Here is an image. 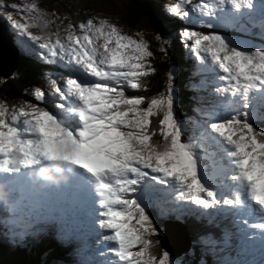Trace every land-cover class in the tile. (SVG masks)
Segmentation results:
<instances>
[{"label": "snow or ice", "instance_id": "obj_1", "mask_svg": "<svg viewBox=\"0 0 264 264\" xmlns=\"http://www.w3.org/2000/svg\"><path fill=\"white\" fill-rule=\"evenodd\" d=\"M165 15L169 21L187 22L179 37L200 66L197 74H213V79H202L191 88L199 91L213 83L214 93L223 98L194 109L204 123L189 118L199 133L194 127L187 140L188 121L177 117L179 98L171 71L157 95L129 94L147 91V81L158 71L143 32L128 34L109 18L95 16L67 24L65 35L57 32L53 39L32 29L54 24L55 12L45 11L37 0L11 5L0 0V16L14 36L36 45L44 63L59 61L81 77L62 76L61 85L49 76L50 92L35 87L26 93L39 103L10 106L0 100V171L12 174L17 165L27 170L63 158L92 173L102 209L95 229L109 233L103 241L114 245L108 248L115 258L112 264H184L183 258L170 257L162 241L184 228L189 217L220 228L218 217L231 214L234 224L242 222L264 233V127L255 124L264 123V0H176L165 7ZM248 24L259 28L255 39L246 38L253 35ZM220 30L241 35L229 39ZM155 39L166 57L168 41L163 35ZM22 43L17 40L16 46ZM245 209L257 214L259 222L239 220ZM44 217L62 247L79 242V237L63 232L54 215ZM48 235V226L35 217L4 239L10 246L29 248ZM233 236L227 227L221 228L219 238L206 232L184 255L194 257L199 246V264H208L207 256L213 264H256L238 258L247 251L242 237H237V257L218 255L232 248Z\"/></svg>", "mask_w": 264, "mask_h": 264}, {"label": "trees", "instance_id": "obj_2", "mask_svg": "<svg viewBox=\"0 0 264 264\" xmlns=\"http://www.w3.org/2000/svg\"><path fill=\"white\" fill-rule=\"evenodd\" d=\"M122 8L123 15L121 20L127 29L132 30L136 29L139 25H146L152 32H156L157 35H163L164 39L168 41L166 44L167 56L165 57L158 51V48L157 50L152 48V45L157 46L155 38L148 40L151 45V50L155 54L153 64L158 71L147 81L148 90L146 94L157 95L164 91L167 73L171 71L174 76L175 93L179 96L177 112L185 113L191 111L194 106L195 95L191 94V103L186 100V98L190 99L184 93L189 88L185 80L187 63L184 60L182 47L175 31V27L178 26V20L169 21L160 9L151 6L145 0H124ZM1 41L5 42L2 35H0ZM14 61L10 69L11 71H8L9 74L7 72L5 75L2 73L3 71H0V99L16 100L25 98L30 96L26 93H31L35 87H42L43 85L42 66L33 57L18 56ZM183 229V231H172L170 233H174L177 236L184 233L188 237L192 229H188L187 227ZM2 244L0 243V264H51L48 258L50 256H54V258L58 256V250H53L49 242L47 245L41 242L35 246H31L30 249H21L18 247L6 249ZM39 250L40 252L36 256ZM199 254L196 253V255ZM184 264L192 263L187 261Z\"/></svg>", "mask_w": 264, "mask_h": 264}, {"label": "rangeland", "instance_id": "obj_3", "mask_svg": "<svg viewBox=\"0 0 264 264\" xmlns=\"http://www.w3.org/2000/svg\"><path fill=\"white\" fill-rule=\"evenodd\" d=\"M145 1L149 2L151 6L160 9V11L162 12V10L165 11V7L167 5H170L173 1H176V0H145ZM20 2L21 0H4V3L7 5L17 4ZM123 2L124 0H37V3L42 7V9H44L45 11L49 13L55 12L57 14V18H56V22L54 24L49 25L47 28L41 25L40 28H34L32 29V31L34 33L43 32L42 35H45V33H48L54 38H55L54 34L59 32L60 35L63 37L65 35L64 28L67 26V24L69 23L78 24L82 22L83 20H87L95 16H100V17L109 18L113 23H116L118 26L122 27L123 30L127 32L128 34H134L135 32H143L145 39L147 40L154 39L157 36V33L152 32L150 28L146 25H143V26L139 25L136 29H132V30L127 29L126 26L123 25V22L121 20L122 15H123L122 14ZM8 10L11 11V9H8ZM14 15L16 16L17 19H20L18 14L14 13ZM7 23L8 22L3 18V16H0V35H2L3 24H7ZM11 44L15 48V44L13 43ZM5 47H6V43L4 41H1L0 42V52L2 53H0V61L1 59H3L7 64L6 69L2 72L3 74L7 73L13 65V63L9 61L8 56H11V59L13 62L14 60L17 59L16 52L14 53V50L12 48H10L9 52H5ZM158 47H159L158 42H157V46L152 45V48L154 50H157ZM13 56H14V60H13ZM143 93H145V91ZM157 126H158V120L157 118L154 117L153 127H157ZM155 139H160V137L157 136ZM170 234L171 235H169V237L165 240V245L163 247L169 251L170 257H174V260L179 261L181 258H183L184 260L185 252L189 248L192 247L189 241L190 239L189 236L191 234L188 236L189 247L187 250L183 251L181 254H174V253H179V251L186 245L185 244L186 242H184L182 237L180 236L176 237L174 233H170ZM45 240H49V237L45 238ZM4 241L7 242L6 239H4ZM168 242H170L171 245ZM54 244L58 245L59 251L57 252V254L60 255L62 246L58 244L57 242H55ZM2 246L6 249L13 247V246L6 245V244H2ZM170 247H172L174 253L172 252ZM18 248H21V247H18ZM30 248H31V245L28 249ZM21 249H26V248H21ZM39 252L40 250L36 253V256L39 254ZM75 253L80 258L81 251L75 250ZM196 253H200V254L195 255L194 257L188 256L189 261L192 264H199V260L201 258L200 249ZM234 255L237 256V253L232 254V257ZM238 258L242 262L244 261L241 256H239ZM48 260L51 264H54L55 262L54 256H50Z\"/></svg>", "mask_w": 264, "mask_h": 264}, {"label": "clouds", "instance_id": "obj_4", "mask_svg": "<svg viewBox=\"0 0 264 264\" xmlns=\"http://www.w3.org/2000/svg\"><path fill=\"white\" fill-rule=\"evenodd\" d=\"M74 164L63 158L48 159L40 164L9 174L0 171V217L14 219L20 225L30 218L52 215L50 196L70 180Z\"/></svg>", "mask_w": 264, "mask_h": 264}, {"label": "bare ground", "instance_id": "obj_5", "mask_svg": "<svg viewBox=\"0 0 264 264\" xmlns=\"http://www.w3.org/2000/svg\"><path fill=\"white\" fill-rule=\"evenodd\" d=\"M11 48L14 50V48H13V46H11ZM8 59H9V61H11L12 63H13V61H12V59H11V56H8ZM13 60H14V56H13ZM6 67H7V64H6V62L3 60V59H1V61H0V71H4V69H6ZM186 227V226H185ZM184 229L182 228V229H178V230H175V231H183ZM175 231H173V232H175ZM169 235L170 234H168V236H167V238L169 237ZM174 235H176V234H174ZM181 237L182 236V239L184 240V242H186L185 244V246L179 251V253H174V251H173V249H172V247H170L171 248V250H172V252L174 253V254H181L183 251H185V250H187L188 249V247H189V244H188V241H187V239L186 238H188L184 233L183 234H179L178 236L176 235V237ZM166 238V239H167ZM165 239V240H166ZM165 240L163 241V246L165 245ZM169 244H170V242H168ZM171 245V244H170Z\"/></svg>", "mask_w": 264, "mask_h": 264}]
</instances>
